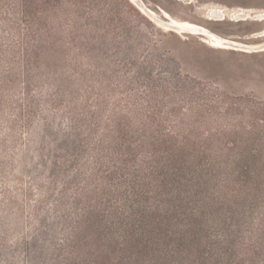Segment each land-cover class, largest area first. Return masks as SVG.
Wrapping results in <instances>:
<instances>
[{
  "label": "rangeland",
  "instance_id": "rangeland-1",
  "mask_svg": "<svg viewBox=\"0 0 264 264\" xmlns=\"http://www.w3.org/2000/svg\"><path fill=\"white\" fill-rule=\"evenodd\" d=\"M149 9L264 42V0H0V264H264V51Z\"/></svg>",
  "mask_w": 264,
  "mask_h": 264
},
{
  "label": "bare ground",
  "instance_id": "bare-ground-1",
  "mask_svg": "<svg viewBox=\"0 0 264 264\" xmlns=\"http://www.w3.org/2000/svg\"><path fill=\"white\" fill-rule=\"evenodd\" d=\"M132 1L135 2L136 4L138 3V0H132ZM145 11L146 12H144V15L149 17V19H152L153 21H155L158 27H160L162 30L172 31L178 35H182L183 33H190L193 35H200V36L206 37V41L210 43V45L216 49H222V50L233 49V50H243L247 52L264 51V42L257 43V44L244 43L241 41L231 39L229 37L221 36L202 25L192 23L189 21L177 20L171 17L167 12H163V15L161 16L153 9H149L151 13H149L147 10ZM214 12H217V13H214ZM214 12H213L214 14L213 13L211 14L212 15L211 17H214L216 19H222L223 17H225V13H227L225 11V8L221 6L219 8L215 7ZM253 13L254 11H252L249 8H238L237 11L234 12V15L232 17L235 18L234 20L236 21L244 20L245 17L246 18L248 16L252 17L251 15ZM263 15L264 14H260L256 16H263ZM218 16H223V17H218Z\"/></svg>",
  "mask_w": 264,
  "mask_h": 264
},
{
  "label": "trees",
  "instance_id": "trees-1",
  "mask_svg": "<svg viewBox=\"0 0 264 264\" xmlns=\"http://www.w3.org/2000/svg\"><path fill=\"white\" fill-rule=\"evenodd\" d=\"M36 130H37V129L35 128V132H36ZM21 234H22V233H20L19 235H21Z\"/></svg>",
  "mask_w": 264,
  "mask_h": 264
},
{
  "label": "water",
  "instance_id": "water-1",
  "mask_svg": "<svg viewBox=\"0 0 264 264\" xmlns=\"http://www.w3.org/2000/svg\"><path fill=\"white\" fill-rule=\"evenodd\" d=\"M218 17H223V16H218Z\"/></svg>",
  "mask_w": 264,
  "mask_h": 264
}]
</instances>
